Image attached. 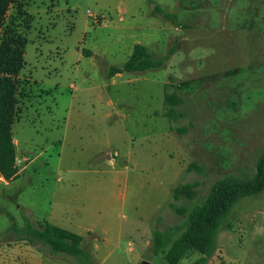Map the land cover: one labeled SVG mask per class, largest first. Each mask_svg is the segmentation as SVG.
<instances>
[{
  "label": "rangeland",
  "instance_id": "obj_1",
  "mask_svg": "<svg viewBox=\"0 0 264 264\" xmlns=\"http://www.w3.org/2000/svg\"><path fill=\"white\" fill-rule=\"evenodd\" d=\"M151 1L173 18L152 15ZM8 31L26 42L13 134L17 157L32 161H17L15 180L0 178V264H28L31 251L53 256L19 241L13 223L60 226L51 218L77 219L82 210L109 228L100 258L84 246L92 264H166L149 248L154 229L185 222L167 205L173 188L199 183L193 200L177 202L191 209L217 179L256 173L264 152V0H16ZM136 43L167 63L108 79ZM168 82L183 99L175 122L164 115ZM193 163L203 173L189 172ZM216 242L207 264H264V191L234 206ZM200 257L192 251L180 264Z\"/></svg>",
  "mask_w": 264,
  "mask_h": 264
},
{
  "label": "trees",
  "instance_id": "obj_2",
  "mask_svg": "<svg viewBox=\"0 0 264 264\" xmlns=\"http://www.w3.org/2000/svg\"><path fill=\"white\" fill-rule=\"evenodd\" d=\"M16 0H0V177L12 181L19 176L17 150L13 141V125L18 115L19 72L24 64L25 40H21L13 31L4 32L6 19L11 6ZM153 4L152 15L171 19L173 15ZM85 56H90L86 52ZM168 57L152 55L143 44H136L132 54L122 66H111L108 77L124 72H145L163 67ZM172 80V79H171ZM177 86L171 82L165 84L164 115L170 121L178 119L177 108L182 104ZM180 133L185 130L177 129ZM188 171L203 173L193 163ZM198 182L179 184L172 190V201L167 204L177 215L186 217L183 226L169 227L168 230L156 228L152 233L150 252L162 255L166 264H180L184 257L198 252L201 257L195 264H207L217 249V235L234 206L243 198L254 196L264 191V152L258 159L256 173L250 178L226 175L217 179L210 187L204 201L191 209L177 205L182 198L193 200ZM161 221V216L156 218ZM183 233L172 239L179 230ZM19 233V241H26L37 250H45L53 256H65L74 264H92L89 254L82 248L83 237L75 232L61 228L47 221L32 225L27 223L22 230L13 223L9 229Z\"/></svg>",
  "mask_w": 264,
  "mask_h": 264
},
{
  "label": "crops",
  "instance_id": "obj_3",
  "mask_svg": "<svg viewBox=\"0 0 264 264\" xmlns=\"http://www.w3.org/2000/svg\"><path fill=\"white\" fill-rule=\"evenodd\" d=\"M136 44H141V43H136ZM131 51H133V48H132ZM131 54H132V52H130L129 56ZM129 56L127 57V59L129 58ZM124 73H136V74H138V73H144V72H124ZM124 73H119V74H116V75H114L112 77H108V74H107V77H108V79L115 80L117 77H121L122 74H124ZM110 104H112L111 107L113 109L115 104H113L112 102H110ZM107 115L111 116V113H107ZM13 141H14V143L16 145V150H18L14 134H13ZM155 155H157V154H155ZM103 157L105 158V156H103ZM114 159L115 158H114V156L112 154H108L107 155V164L115 165ZM26 160H29L28 163H30L32 161V159L30 157H28V158H24V157L18 158L17 157V161L20 162V163L24 162ZM19 175H20V171H19ZM3 180L5 182H8L5 179H3ZM83 202H87V200L84 199ZM98 202L99 201L91 200V203H92L93 206L98 205L99 204ZM85 207H86V205L84 203L83 204V209ZM105 207H110V202L109 201H106ZM156 214H157V212H156ZM51 219H55V221L61 222L62 224H59L60 225L59 227L67 229V230H70L72 232H75V233L81 235L83 237V241H82L83 249H84V246H85L86 249L89 248L88 250L93 249L92 250L93 252H91L92 255L94 253L96 254V256L99 255L98 251H100V249H101L99 241H103V243L109 241V230H108L109 228H108V226L104 225V226L101 227L100 226L101 223H99V218H93V216H92V218L88 217V216H86L85 212H83V210L80 211V213H79V211L77 212V219H74V217L70 218L69 216H65V213H63V212H62V214H60V217H58V218L52 217ZM99 231H100V233H99ZM121 232H122V230H121ZM146 233H147V229L144 231L143 234H146ZM100 239H103V240H100ZM142 239H143V236H142ZM129 251L131 252L132 249L130 248ZM29 257L30 258L28 260V264H71V263H69V261H67L66 258H63L61 256H49V258L44 259L40 255H38L37 252H33V251H31ZM99 258H100V255H99ZM105 262H106L105 259L103 261L101 259V261H98L97 264H104Z\"/></svg>",
  "mask_w": 264,
  "mask_h": 264
},
{
  "label": "water",
  "instance_id": "obj_4",
  "mask_svg": "<svg viewBox=\"0 0 264 264\" xmlns=\"http://www.w3.org/2000/svg\"><path fill=\"white\" fill-rule=\"evenodd\" d=\"M142 264H151V263H149L148 261H144Z\"/></svg>",
  "mask_w": 264,
  "mask_h": 264
}]
</instances>
